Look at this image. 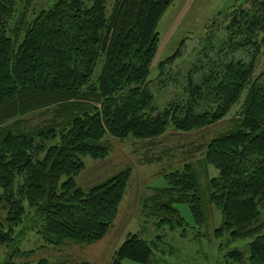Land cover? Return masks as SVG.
Wrapping results in <instances>:
<instances>
[{
    "label": "trees",
    "instance_id": "obj_1",
    "mask_svg": "<svg viewBox=\"0 0 264 264\" xmlns=\"http://www.w3.org/2000/svg\"><path fill=\"white\" fill-rule=\"evenodd\" d=\"M173 1L114 0L107 13L106 0H55L31 18L37 0H0V245L11 250L5 264L22 254L15 227L24 219L54 246L95 243L109 232L132 169L84 189L75 180L82 157L107 158L112 138L149 148L168 123L179 131L203 128L225 117L245 89L238 127L199 147L218 175L202 188L185 163L164 173L166 186L152 189L141 208L158 227L174 230L185 224L176 205L186 203L197 225L207 219V203L215 205V236L252 238L247 261L238 249L229 257L264 264V69L253 76L264 48V0L217 12L203 36L179 41L148 80L157 23ZM153 246L128 233L110 264H148Z\"/></svg>",
    "mask_w": 264,
    "mask_h": 264
},
{
    "label": "rangeland",
    "instance_id": "obj_2",
    "mask_svg": "<svg viewBox=\"0 0 264 264\" xmlns=\"http://www.w3.org/2000/svg\"><path fill=\"white\" fill-rule=\"evenodd\" d=\"M54 1L37 0L31 18L41 10L48 9ZM106 1L108 13L114 0ZM243 1L174 0L157 23L159 43L149 67L148 80L157 77L159 63L173 54L179 41L184 38L203 36L206 25L213 15L219 11H228L242 4ZM86 6L89 7L90 3H86ZM262 69H264V48L255 65L253 76ZM246 93L247 89L243 91L239 101L232 106L225 117L203 128L179 131L168 123L163 135L150 141L149 148L145 147L141 141L131 138L121 140L112 138L109 143L110 154L107 158L96 160L88 156L82 157L85 166L75 180L84 189L105 180L127 166L132 169L126 193L109 232L95 243H65L62 246H54L44 240L36 226L30 227L31 223L24 219L23 223L15 227L17 234L22 232L17 245L22 254L13 258V264H34L40 259L48 260L49 264H71L77 261L110 264L114 251L128 233H137L142 239L155 243L152 247L153 255L148 264H238L228 255L233 249L242 252L244 260L247 261L248 243L252 238L227 242L224 236H215L214 231L221 223V212L215 205L207 203V219L201 225L194 222L186 203L176 205L185 224L174 230L158 227L156 220L144 214L141 208L142 198L152 194V189L166 186L164 173L180 170L185 163L193 164L198 172L202 188L206 187L210 178L218 175L212 165L202 160L199 147L212 138L238 127ZM149 158L153 161L145 163L144 159ZM25 208L27 209L26 205ZM260 210L264 217V207ZM4 217L5 212L0 207V220ZM157 236H159L158 240ZM10 251L6 246L0 245V264L8 261ZM118 264L142 263L123 259Z\"/></svg>",
    "mask_w": 264,
    "mask_h": 264
}]
</instances>
